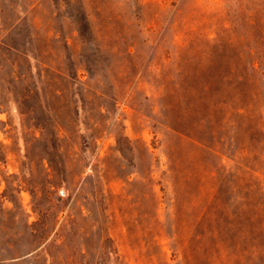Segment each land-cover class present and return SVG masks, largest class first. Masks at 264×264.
<instances>
[{
	"label": "rangeland",
	"instance_id": "obj_1",
	"mask_svg": "<svg viewBox=\"0 0 264 264\" xmlns=\"http://www.w3.org/2000/svg\"><path fill=\"white\" fill-rule=\"evenodd\" d=\"M0 264H264V0H0Z\"/></svg>",
	"mask_w": 264,
	"mask_h": 264
}]
</instances>
